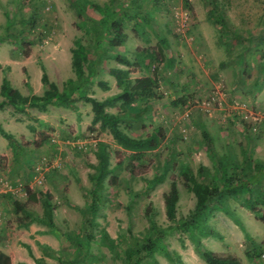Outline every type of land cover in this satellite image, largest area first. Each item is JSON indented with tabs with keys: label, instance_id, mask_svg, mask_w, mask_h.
I'll return each mask as SVG.
<instances>
[{
	"label": "rangeland",
	"instance_id": "obj_1",
	"mask_svg": "<svg viewBox=\"0 0 264 264\" xmlns=\"http://www.w3.org/2000/svg\"><path fill=\"white\" fill-rule=\"evenodd\" d=\"M106 1L0 0V78L5 76L23 95H40L43 70L61 91L64 80L74 77L62 51L78 40L91 57L90 37L76 24L85 12L96 17L94 11ZM122 1L124 43L111 49L91 83L72 95L70 107L79 110L76 125L58 105H47L43 111L26 108L22 113L0 106V128L21 146L12 148L0 135V173L20 188L0 202L2 220L22 221L21 212L13 213L14 201L41 219L43 196L49 194L53 225L43 224L42 231L53 233L51 239H62L63 244L50 248L47 253L55 260L45 259L46 264H64V255H77L74 264H127L126 248L149 232L154 250L142 253L146 256L142 264H205L197 248L233 255L239 264H264V222L257 218L264 216V177L243 195L254 199V211L245 207L248 199L226 197L223 209L208 207L188 226L183 221L195 199L182 178L185 171L206 183L218 176L217 161L231 173L246 155L250 162L264 164V0ZM119 5L122 8L123 3ZM111 54L123 55L128 64H120ZM112 67L127 69L131 78L155 71L158 97L141 120L121 126L132 137L161 126L163 138L155 149L133 155L120 149L107 130L87 122L91 109L83 97L101 100L120 90L108 73ZM193 69L198 71L199 89L190 85ZM99 82H105L106 89ZM215 91L222 92L220 103L211 99ZM207 99L209 105L200 106ZM117 105L105 110L114 113ZM233 105L239 108L230 110ZM241 110L263 116L260 133L247 128ZM205 118L210 123L201 128L194 123ZM181 128L187 130L184 135ZM98 141L107 145L108 173L98 185V210L92 237L86 240L82 216L90 201L88 174L96 163ZM160 173L162 182L146 190L149 179ZM38 177L40 183L34 182ZM171 180L178 198L169 221L162 193ZM24 190L34 193L38 202H26ZM75 242L82 246L75 248ZM64 247L69 249H60Z\"/></svg>",
	"mask_w": 264,
	"mask_h": 264
},
{
	"label": "trees",
	"instance_id": "obj_2",
	"mask_svg": "<svg viewBox=\"0 0 264 264\" xmlns=\"http://www.w3.org/2000/svg\"><path fill=\"white\" fill-rule=\"evenodd\" d=\"M122 5L121 6L119 5ZM90 6H97L91 4ZM124 2L122 0H107L98 11H94L97 16L91 17L85 12L76 24L77 28L84 29L87 36L90 37L92 42L93 52L91 57L85 49V46L78 40H73L72 47L70 48V68L73 72V78L64 80L61 91L57 86L49 81L45 72L42 70L40 74V82L43 85V91L40 95L29 94L23 95L16 88L12 87L9 80L2 76L0 81V106L10 105L18 112H24L26 108H36L45 110L47 105L67 106L73 94L81 90L91 83L100 64H102L105 55L117 46L123 44L125 33L123 31V16L125 13ZM105 45V49L102 47ZM159 48V59L163 58V53ZM107 51V52H106ZM111 56L120 64L127 65L128 60L123 55L111 54ZM151 57L150 52L148 53ZM154 59V56H152ZM84 65L85 70L84 71ZM108 73L115 79L119 91L105 97L104 99L97 100L93 97H83L85 101L89 102L91 109L90 124H98V128L107 130L114 143L123 151L137 155L155 149L163 138V129L161 126H154L151 131L143 137H132L128 135L121 127H125L127 122H136L141 120L151 107V101L158 97V80L155 71L151 75H144L139 77H129V71L120 67L109 68ZM28 86V83L25 82ZM102 89H106L105 82H99ZM116 103L117 109L114 113L105 110V106H113ZM0 135L4 137L13 147L19 146L13 138L0 128ZM21 146H19L20 148ZM96 163L92 165L93 171L88 174V179L91 182L89 189L90 201L84 210L82 216L81 234L86 240H90L92 235L90 233L92 226V219L98 210V202L100 195L98 194V185L108 173V153L107 145L103 141H98L94 151ZM250 157L246 155L242 164L234 167V171L227 172V169L220 161H217L215 169L218 176L212 175L210 180L206 183L197 182L194 177L187 172H182L184 185L188 191L194 195V207L190 213L187 221H183L187 226L195 224V219L201 216L208 207H219L223 209V204L226 197H241L248 199L245 202V207L254 211L256 204L254 199L244 197V193L250 187L255 185L260 179L264 177V164L259 160L250 162ZM248 170L247 175L243 170ZM242 172V174H240ZM249 172V173H248ZM251 173V174H250ZM164 173H160L149 179L146 190L152 189L156 184L162 182ZM252 190V189H251ZM42 200L43 216L36 217L30 214V211L25 209L24 205L14 201L15 210L21 211L23 221H19L18 225L27 224L32 220H39L49 227L53 225L51 206L48 202L49 194L44 193ZM178 198V191L176 184L173 180L170 181L167 191L162 193L164 215L167 220L174 219L175 204ZM26 202H38L34 193L26 192ZM32 216L31 218L29 217ZM46 218V220H45ZM264 222V216L257 217ZM150 225L152 227H150ZM149 228L154 225L150 224ZM154 229V228H153ZM209 234V233H208ZM151 232L144 240H135V244H131L125 250V258L127 264H142L145 255L151 254L154 250V240L150 238ZM210 235V234H209ZM104 238L107 235H104ZM75 248H80L82 243H73ZM198 256L205 262V264H239L237 257L226 254L220 255L208 249L197 248ZM145 255H143V254ZM77 255L71 257L63 256L61 260L64 264H74L77 261ZM35 264H46L43 258H34ZM0 264H9L7 256L0 253ZM24 264V263H18Z\"/></svg>",
	"mask_w": 264,
	"mask_h": 264
},
{
	"label": "crops",
	"instance_id": "obj_3",
	"mask_svg": "<svg viewBox=\"0 0 264 264\" xmlns=\"http://www.w3.org/2000/svg\"><path fill=\"white\" fill-rule=\"evenodd\" d=\"M160 42L161 41H158V44H160ZM149 52H151V48H149L148 53ZM62 53L64 55V59L66 61H68L70 64V57H71L70 49L67 48V51L63 50ZM193 70H194V72H192L190 74L191 75L190 85L192 88H198L199 89V79H198L197 74H196V72H198V71H196L195 69H193ZM1 78H0V81H1ZM69 78H72V77H69ZM113 80L115 82V79H113ZM196 80L198 82H196ZM11 86L14 87L13 85H11ZM14 88H16V87H14ZM68 102H70V100ZM70 106H71V104L69 103L67 106H61V108H62L63 112H65V114H67L66 116L68 117V119H70L71 121L73 120L72 122L75 124L76 123L75 122L76 117L79 113V110L78 109L73 110L72 107H70ZM91 116H92L91 113H88L87 116L85 115V117H87L88 123L90 122ZM194 123H197V125L201 128L204 124L210 123V121L205 118V119H202L201 121L197 119V120H195ZM259 130H260V127H259ZM258 133H260V131ZM9 196H12V195L10 193L2 195L0 197V202L3 199L8 198ZM13 211H15V210H13ZM20 212L21 211H17V212H13V213L20 215ZM29 217L31 218L30 215H29ZM2 219H4V215H3V212L1 211V207H0V253L8 257L9 264H14V263L18 264L21 262L24 264H35L34 258L41 257V258H43V260L48 259V258H52V256L49 253H47L48 251L51 252L50 248L55 249V248H57V246L63 244V242H61L62 239H60L59 241L56 238H54V240L51 239L50 234L53 235V233L48 232L50 234H47V232H43L42 230H45V229H43V227H42L43 223L39 220L38 221L32 220L31 222H28L27 224L18 225L19 222L5 223V221H3ZM224 239H225L224 237H221L220 241L221 240L224 241ZM18 240L23 242V243L17 245ZM224 246H226L225 242L222 244V247H224ZM216 247H218V246H216ZM60 249L68 250L69 247H64V248H60ZM215 252H217V251H215ZM52 259H54V258H52ZM200 264H202V263H200Z\"/></svg>",
	"mask_w": 264,
	"mask_h": 264
},
{
	"label": "built area",
	"instance_id": "obj_4",
	"mask_svg": "<svg viewBox=\"0 0 264 264\" xmlns=\"http://www.w3.org/2000/svg\"><path fill=\"white\" fill-rule=\"evenodd\" d=\"M221 95H222V92L218 93V91H215L213 93V96L211 97L212 101L220 103L219 102V96H221ZM209 103H210V101L207 99L205 101H201L200 106L206 107L209 105ZM237 108H239V107H236V105H233L230 107V110L231 109L236 110ZM239 112H240L239 113L240 118L246 124L247 128L250 129L254 133H258L259 127H260L259 125L263 121V116L260 115L258 112H254V111H250V110L249 111H242L241 110ZM180 131L183 133V135L185 132H187V130L185 128H181ZM42 163L45 166V168H47L46 165L49 164L48 161L43 159ZM40 180H41V177H38L35 179L34 182L40 183ZM19 190H20L19 187L12 185V183L8 179H6L2 173H0V197L4 194H7V193L14 195ZM22 194H23V196H26V190H24L22 192ZM261 256H264V254H262Z\"/></svg>",
	"mask_w": 264,
	"mask_h": 264
}]
</instances>
